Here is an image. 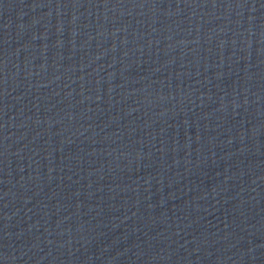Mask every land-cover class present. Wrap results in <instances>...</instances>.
<instances>
[{
	"label": "water",
	"instance_id": "1",
	"mask_svg": "<svg viewBox=\"0 0 264 264\" xmlns=\"http://www.w3.org/2000/svg\"><path fill=\"white\" fill-rule=\"evenodd\" d=\"M0 264H264V0H0Z\"/></svg>",
	"mask_w": 264,
	"mask_h": 264
}]
</instances>
